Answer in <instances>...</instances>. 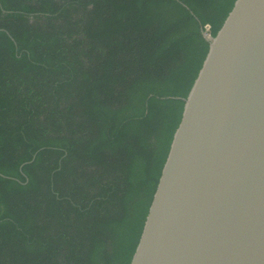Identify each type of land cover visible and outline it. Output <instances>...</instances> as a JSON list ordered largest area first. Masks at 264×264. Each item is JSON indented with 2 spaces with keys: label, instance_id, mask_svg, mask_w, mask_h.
I'll return each instance as SVG.
<instances>
[{
  "label": "trees",
  "instance_id": "16d2710c",
  "mask_svg": "<svg viewBox=\"0 0 264 264\" xmlns=\"http://www.w3.org/2000/svg\"><path fill=\"white\" fill-rule=\"evenodd\" d=\"M233 2L0 0V264H129Z\"/></svg>",
  "mask_w": 264,
  "mask_h": 264
},
{
  "label": "water",
  "instance_id": "95a60500",
  "mask_svg": "<svg viewBox=\"0 0 264 264\" xmlns=\"http://www.w3.org/2000/svg\"><path fill=\"white\" fill-rule=\"evenodd\" d=\"M205 36L129 264H264V0Z\"/></svg>",
  "mask_w": 264,
  "mask_h": 264
}]
</instances>
